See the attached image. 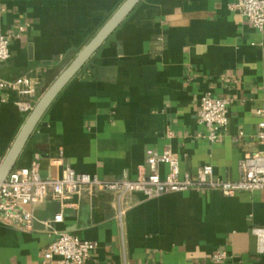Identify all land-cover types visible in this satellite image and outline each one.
<instances>
[{"label":"crops","instance_id":"1","mask_svg":"<svg viewBox=\"0 0 264 264\" xmlns=\"http://www.w3.org/2000/svg\"><path fill=\"white\" fill-rule=\"evenodd\" d=\"M124 0H0V35L11 56L0 77H31L42 96ZM235 0H142L58 95L29 139L17 167L61 177L64 165L100 178L136 179L147 160L170 149L182 173L212 165L217 177L240 178V162L264 149V30ZM0 91V163L27 117L15 94ZM206 93L226 98L229 125L209 142L199 123ZM262 110L263 114L258 111ZM240 132L244 136L237 139ZM163 175L169 165H160ZM99 190L63 205L52 197L28 205L31 231L0 223V264H43V252L68 232L96 244L87 264H264L253 228L264 226V190L225 196L191 190L124 199ZM59 212L63 220L48 227ZM228 258L215 261L214 254ZM55 256L47 264H59Z\"/></svg>","mask_w":264,"mask_h":264},{"label":"built area","instance_id":"2","mask_svg":"<svg viewBox=\"0 0 264 264\" xmlns=\"http://www.w3.org/2000/svg\"><path fill=\"white\" fill-rule=\"evenodd\" d=\"M230 9L239 12L247 18L257 30H264V0H235ZM10 35H0V64L11 56ZM0 91L16 95L14 104L20 111L28 115L36 106L41 96L36 82L29 76H21L14 80L0 77ZM9 101V96H1L0 104ZM226 98H214L206 93L198 112L199 123L207 133L204 137L211 143H217L223 138L229 125V105ZM263 114L262 110L258 111ZM243 132L237 136L240 139ZM259 142L264 145V121L259 124L257 132ZM169 165V171L163 175L160 165ZM1 164V163H0ZM149 173H142L136 179L128 177L118 179L100 178L97 175L79 173L71 165L65 164L63 174L57 178H44L38 167H16L7 177L0 189V223L6 226L31 231L36 222L35 214L28 205L37 204L52 197L63 205L75 198L93 199L99 190H107L116 197L118 219L122 222L126 213L124 199L132 194H141L146 199L160 197L165 194L191 190H217L225 196H235L239 192H257L264 190V149L244 158L240 162V178L227 180L217 177L212 165H205L197 176L182 173L180 161L170 149L161 155L150 156L147 160ZM63 220V213L47 221L48 227ZM253 234L258 240V249L264 253V226L253 228ZM96 244L90 240L81 239L68 232L59 233L57 238L43 252V264L60 258L59 264H87ZM228 258L226 252L214 254L215 261Z\"/></svg>","mask_w":264,"mask_h":264},{"label":"water","instance_id":"3","mask_svg":"<svg viewBox=\"0 0 264 264\" xmlns=\"http://www.w3.org/2000/svg\"><path fill=\"white\" fill-rule=\"evenodd\" d=\"M141 1L142 0H124L93 38L79 51L76 57L41 96L34 109L27 115L17 137L0 164V189L8 175L17 167L18 160L26 144L41 123L43 116L52 103L79 71L83 69L94 54L117 31Z\"/></svg>","mask_w":264,"mask_h":264}]
</instances>
